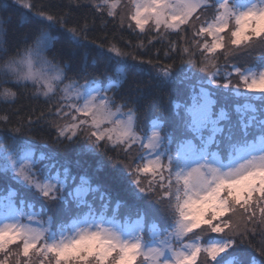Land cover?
I'll list each match as a JSON object with an SVG mask.
<instances>
[{
  "label": "snow or ice",
  "instance_id": "obj_1",
  "mask_svg": "<svg viewBox=\"0 0 264 264\" xmlns=\"http://www.w3.org/2000/svg\"><path fill=\"white\" fill-rule=\"evenodd\" d=\"M85 7L99 22L77 18ZM97 23L104 31L90 39ZM257 44L264 0H0V153L15 179L72 214L53 230L48 208L0 193L19 217L0 224V264H264V137L232 136L233 118L246 117L220 95L264 94V70L225 55ZM101 63L105 76L86 71ZM24 97L36 103L21 112ZM37 124L59 147L84 140L110 153L126 177L103 158L91 167L123 196L39 151L49 142L30 135Z\"/></svg>",
  "mask_w": 264,
  "mask_h": 264
},
{
  "label": "trees",
  "instance_id": "obj_2",
  "mask_svg": "<svg viewBox=\"0 0 264 264\" xmlns=\"http://www.w3.org/2000/svg\"><path fill=\"white\" fill-rule=\"evenodd\" d=\"M231 4L233 6H235L237 3L240 4L241 2H243L244 0H230ZM37 3L40 2V0H36ZM62 2H67V0H56V3H62ZM124 2H127L124 0ZM217 3L218 0H217ZM85 14L89 15V16H95V19L97 20V22H99L100 17L98 15L95 14V12L93 10H90L89 8L85 7L82 9H77L76 10V15L77 18L83 17ZM69 27H74V25H69ZM104 31V29H102L99 26V23H97L96 28L92 31V35L89 36L90 39L94 38L95 36H98L100 34V32ZM162 34L165 35V39H172V40H177L179 41V37H175V36H167L166 33H163L162 30ZM126 38H130L133 39L134 42H141L144 41L146 42L144 37H140L139 40H137L135 37H128L127 34H125ZM97 43H99V41H97ZM156 47H161L160 44H157ZM264 50V44H257L256 46H254L251 50L248 51H242V52H231V53H225V55H227L229 57V60L231 63H234L236 66L242 68V69H248L253 68L256 70H260L262 68V66L264 65V56H261V51ZM145 59H147V57H145ZM220 64L223 65L224 64V60L220 59ZM114 71V68L112 69ZM86 71L88 73H91L97 77H103L106 74H108L111 71V66L106 64V63H101L99 64L97 67L92 68L89 67L88 69H86ZM83 73L76 69L73 71H70L69 75H73V76H79L82 75ZM146 79V76H139V77H134L132 79L129 80L127 88L129 91H131L135 84L137 82L140 83H144V80ZM234 82H235V78H234ZM241 90H244L241 87ZM246 91V90H244ZM238 91H234L231 87H229V89H227L226 91H223V96L225 97H230L232 98V100H229L228 102L225 101L229 107V109H233L235 107H237L236 102H235V98L236 96H231L232 93H237ZM247 92V91H246ZM238 94V93H237ZM264 100V99H261ZM264 102V101H263ZM36 102L30 100V98L24 97L19 101V104L22 105V107L20 108L21 112L27 111L31 108L32 105H34ZM243 106V105H241ZM259 108L258 113L261 114V106L260 104L258 105ZM243 109L240 108V111L242 112ZM245 110V109H244ZM244 110L242 113H244ZM251 115H254L252 113H250ZM262 115L264 116V112L262 113ZM241 120H236L235 118H233V122H236L234 128L232 130H230V133L234 132V131H243V121L240 122ZM231 127V126H230ZM259 130L264 133V128L259 127ZM30 135L43 142V140H47L49 142V147L48 148H41L40 145H37V149L39 151L44 152L45 154H48L49 152H51L53 155H55L58 159H60L62 162L67 163L72 172L74 174L77 175H85L87 176L94 185L98 184L101 188L102 191L107 192L109 195H111L113 197V199H118L121 198L123 196L122 192H118L117 190H115V188L113 187V185L111 184L108 176L103 172H96L93 170V168L91 167V164L94 160L96 159H100L103 158L107 164H108V172H113V171H120L121 173H123V175L126 177V171L123 169V167L121 165L116 164L114 161H112L111 159H109L110 153L106 154L104 151H101L100 149H96V151H87L85 149V145L86 143L88 144L89 142H84V140L81 141H77L74 143H69L67 145H65L64 147H59L53 143H51V138L55 135L54 131H50L48 129H46L43 126L40 125H35L30 133ZM249 141V140H247ZM253 141V140H252ZM6 170V168H5ZM48 174V169H46V172L43 170L41 172L42 174ZM17 187H19L17 185ZM21 187H19L17 190L19 191V195H18V199H23L26 203V205L28 206V202L33 203L30 201L29 195L25 196L26 194H24L23 192H21ZM10 190V182L8 179V175L5 171H0V193L2 194H6V192H8ZM154 205L150 203V206ZM38 208V207H36ZM27 209V207H26ZM61 214V213H60ZM56 214L55 216H57L56 218L54 217V223L52 228L56 229V227L58 225H61L62 223H65L68 219H71L72 214L65 211L63 214ZM159 219V217H158ZM70 221V220H69Z\"/></svg>",
  "mask_w": 264,
  "mask_h": 264
},
{
  "label": "rangeland",
  "instance_id": "obj_3",
  "mask_svg": "<svg viewBox=\"0 0 264 264\" xmlns=\"http://www.w3.org/2000/svg\"><path fill=\"white\" fill-rule=\"evenodd\" d=\"M127 1V0H125ZM218 2H222V0H218ZM231 2V1H230ZM252 3H255L256 0H251ZM249 3V0H244L243 2H241L240 4H236L235 6H246ZM219 51V50H218ZM249 71V74H258V72L260 70H264V65L262 66V68L260 70H256L253 68H248L247 69ZM238 93V94H237ZM236 94L232 93L231 96H236V98L234 99L236 105L239 109H245L244 110V114H245V119L241 120L240 122L243 121V131L240 132L239 131H234L232 133H230L232 136H234L237 139H241V140H249V141H255L257 143V145H259L260 143V139L261 137H264V133H262L259 130V127L264 128V116L262 115V113L264 112V94L262 93H256V92H249V91H244V90H239ZM223 91H221L220 95L223 97L224 101H229L232 100V98L230 97H225L223 96ZM87 98V97H85ZM261 106L262 110H261V114L258 113V108L259 105ZM243 105V106H241ZM242 110V112H243ZM250 113L254 114L251 115ZM236 122H232L230 130H232L234 128V126ZM85 143L87 141H84ZM87 144V143H86ZM89 144V143H88ZM6 168V170H5ZM0 170L5 171L8 175V179L10 182V190L15 191L16 192V197L15 200L17 201L18 205L20 201H23V205L25 207V210L27 205L25 203V201L23 199H18V195H19V191L17 190L19 187H21V192H23L24 194H26L25 196L29 195L30 201L33 203L28 202V205H34L35 207H46L49 209V214H52L53 217H57L55 216L56 214H60V212L58 211L59 209H62L64 207L63 204H59V205H52L49 202H47L42 196L41 194L33 187H29L25 184H22L20 181H18L17 179L14 178V175L12 173V171L10 170V156L6 153H0ZM44 171L46 172V169H44ZM47 175V174H42V176ZM17 185L19 187H17ZM150 207H156L155 205H151ZM56 211H53V210ZM61 217V214H60ZM19 219V217L17 216V214L15 212H11L8 209H6L5 207H3V205H0V224H4L7 222H13V221H17ZM70 219H68L65 223L69 222ZM60 225H58L56 227V229L59 227ZM55 230V229H53ZM201 236L203 237V239L205 241H207L209 239V236L211 237H215L217 236V234L215 233H211V234H205V233H201ZM146 244L150 243V237L147 236L146 234V239H145ZM35 259V258H34ZM233 264H235V262H233Z\"/></svg>",
  "mask_w": 264,
  "mask_h": 264
}]
</instances>
